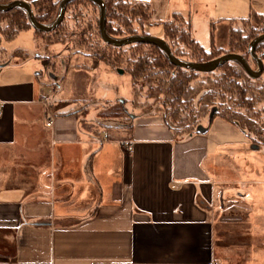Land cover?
Instances as JSON below:
<instances>
[{
    "label": "crops",
    "instance_id": "1",
    "mask_svg": "<svg viewBox=\"0 0 264 264\" xmlns=\"http://www.w3.org/2000/svg\"><path fill=\"white\" fill-rule=\"evenodd\" d=\"M138 1L151 25L183 15L206 48L227 45L236 18L264 14V0ZM10 42L0 264H264V144L217 115L180 134L158 114L128 111L101 78L112 66L66 43L48 51L32 27Z\"/></svg>",
    "mask_w": 264,
    "mask_h": 264
},
{
    "label": "trees",
    "instance_id": "2",
    "mask_svg": "<svg viewBox=\"0 0 264 264\" xmlns=\"http://www.w3.org/2000/svg\"><path fill=\"white\" fill-rule=\"evenodd\" d=\"M10 1L12 0H0V3ZM102 1L106 14L105 28L109 36L123 38L132 34H149L144 28L145 21L152 24L148 21V3L138 0ZM59 2L60 0H32L30 4L35 18L44 23L54 19ZM81 2L92 4L93 8L98 7L94 0H69L62 21L50 30L33 28L29 15L22 6L0 10V16L6 19L4 25L0 24V34L6 40H11L21 30L32 27L42 38H46L45 44L64 42L65 38L73 42L75 48L72 52H82L92 58L101 59L112 67L127 70L131 76V91L134 93L137 94L138 90L141 92L142 86L162 93L164 119L173 129L170 119L175 117L180 108L191 107L193 117L187 123L193 126L197 113L204 114L210 106H215L213 116L216 114L235 123L253 142L264 144V107L255 108V102L264 101V81L261 77L264 74V64L262 72L257 76L249 75L236 60H227L209 70H199L174 64L165 51L153 42L136 41L117 45L104 41L99 33L98 16L94 19L87 17L82 26L78 22L71 29L64 27L68 7L72 3L77 5L82 4ZM236 20L239 24L230 27L227 47L212 43L209 49L204 48L192 36L189 20L178 12L157 24L162 26L161 37L178 58L202 62L225 52H235L245 57L249 63L254 58L248 45L252 39L264 32V14L251 10L245 17ZM255 52L264 63V39L255 44ZM199 73L205 76H200ZM144 96L155 101L152 94ZM115 109L113 112L116 115L124 111H120L121 107Z\"/></svg>",
    "mask_w": 264,
    "mask_h": 264
},
{
    "label": "rangeland",
    "instance_id": "3",
    "mask_svg": "<svg viewBox=\"0 0 264 264\" xmlns=\"http://www.w3.org/2000/svg\"><path fill=\"white\" fill-rule=\"evenodd\" d=\"M95 2H96V6H98L95 8H93L92 4H90L88 2L87 3L81 2L82 4H77V5H75V3H72L66 11V20L64 21V27L68 26V28L71 29L72 26L74 27V24H76L78 22L80 24L79 26H82L83 20L86 19L87 17L88 18L91 17L92 19H94L95 16H98V19H99L100 3L97 1H95ZM58 7H59V5H58ZM33 9H34V7H33ZM58 9H57V12H55V17L57 16ZM5 22H6V19L4 18V16H0V24L4 25ZM44 23H50V22H44ZM144 23L143 24H144V28H145L146 32H148L151 35H156V36L161 35L162 36L163 30H162L161 24L151 25V24H147L148 23L147 21H145ZM135 24L139 28L137 23H135ZM25 34H26L25 32L20 33L16 42L18 40H20L21 38H25ZM61 35H63V34H61ZM42 39H44V42H46L45 41L46 38H42ZM6 41H10V40H6L4 35L0 34V61H3L5 59H7L8 57L11 58L10 54H9V48H10L9 46L13 47L15 42L14 43L10 42V43H8L9 45L8 44L6 45ZM63 41L64 42H61V43H66L67 45L70 46V49L75 48L72 41L69 42L65 38ZM66 41H68V42H66ZM58 42L59 41L55 42V43H57L56 47L60 48V51L66 53L67 52L66 48H65L66 46L61 44V43H58ZM227 42H228V40H227ZM50 44L51 43L45 45V47H47V50L49 49L48 47H50ZM5 46H7L6 47L7 49L5 48ZM72 46H73V48H72ZM225 47H227V45H225L224 48ZM204 48H206V47H204ZM209 48H210V46L207 47L206 49H209ZM16 55H17V57L19 56L20 59H25L26 57H28L27 52H24V51L19 50V49L16 51ZM84 55H86V54H84ZM67 57L65 56L64 58L67 59ZM88 57H90V56H88ZM91 58L92 57H90L89 59H91ZM14 59H16V58H14ZM92 59L94 61L99 60V61H101V63H105L101 59H96V58H92ZM72 64H74V61ZM107 65H109V64H107ZM249 65L254 69H258V65H257V62L255 61V59L249 60ZM108 71L111 74L109 73V76L106 77V76H103L104 73H101V78L103 79V81L109 80L110 81L109 85H113L114 89L116 90V98L112 97L111 100H113V101H116V99H124L125 101L128 100V102H129V106H128L129 110L128 111L132 110L131 112H133V113L158 114L164 118L163 112H164L165 105L162 101V98H163L162 93L159 94V93H157V91L150 90V89H148V86H142L141 92H140V90H138L137 94H136L133 91H131V76L127 70H123L120 67L119 68L111 67V68H108ZM199 74H200V76H203V77L205 76V74H202V73H199ZM96 75L98 76V72H96ZM261 77H262V80L264 81V74ZM103 85H106V84L104 83ZM150 91H152V93H149ZM148 94H152V96H153L152 98H154L155 101H152L153 99H151V98L148 99L144 96V95H148ZM102 100L103 101L98 102L99 104L94 106L90 112L93 113L96 110H98L99 108L101 110H103L101 104H105L106 98H104ZM151 101L153 103H151ZM119 106H120V104H119ZM112 107L113 106H110L109 108H112ZM153 107L155 110L153 109ZM260 107H264V101L255 102V108H260ZM215 109H216L215 106H210L209 110L206 113H204V114L197 113L196 119H194V121H193L194 122L193 126L188 125L189 123H187L188 121L191 120V117H193V114L191 115L192 109L190 106H186L185 108H180L177 111L175 117L171 118L170 120H171V123L173 124V127L176 130V132H178L180 134H182V133L187 134V133L193 131L195 129V127L197 126V124H199V122H202L203 124H208L210 119H211L210 114H212V117L216 116V114H215V116H213V111ZM198 114H200V115H198ZM217 116H219V115H217ZM219 117L222 118L221 116H219Z\"/></svg>",
    "mask_w": 264,
    "mask_h": 264
},
{
    "label": "water",
    "instance_id": "4",
    "mask_svg": "<svg viewBox=\"0 0 264 264\" xmlns=\"http://www.w3.org/2000/svg\"><path fill=\"white\" fill-rule=\"evenodd\" d=\"M94 1H97L100 3L99 33L102 39L106 42H111L117 45H122V44L136 42V41L153 42V43L158 44L165 51V53L167 54L171 62H173L174 64L184 65L186 67L199 69V70L212 69L215 66H218L224 63L227 60H236L240 62L242 66L245 68L246 72L251 76H257L263 70V64H264L263 59L256 54L255 44L258 41L264 39V32L259 34L254 39H252L248 45L249 52L252 55V57L255 59V61L257 62L258 69L252 68L247 62L245 57L235 52H225L207 61L190 62L182 58L176 57L172 53L166 40L161 36H156V35H151V34H132V35H128L123 38H114V37L109 36L105 28L106 14H105L104 3L102 0H94ZM68 2L69 0H60L57 16L50 23L39 22L34 16L33 10L31 8V4L26 0H12L10 2L0 3V10L9 9L16 5L22 6L27 11L33 28L38 29V30H50L56 27L62 21L65 10H66V5ZM210 118H212V114H210Z\"/></svg>",
    "mask_w": 264,
    "mask_h": 264
},
{
    "label": "built area",
    "instance_id": "5",
    "mask_svg": "<svg viewBox=\"0 0 264 264\" xmlns=\"http://www.w3.org/2000/svg\"><path fill=\"white\" fill-rule=\"evenodd\" d=\"M46 107H47L46 110H47V114H48V119L47 120H48L49 123H52V121H53L52 114L48 110V106H46ZM1 112H2V107H1V100H0V116H1ZM106 137H107V135L104 134L103 137L99 141H103L104 139H106Z\"/></svg>",
    "mask_w": 264,
    "mask_h": 264
},
{
    "label": "flooded vegetation",
    "instance_id": "6",
    "mask_svg": "<svg viewBox=\"0 0 264 264\" xmlns=\"http://www.w3.org/2000/svg\"><path fill=\"white\" fill-rule=\"evenodd\" d=\"M119 102H120V100H119ZM115 110H116V109H115ZM120 111H123V110H122V109H120ZM112 112H113V111H112ZM122 113H123V112H121L120 114H118V116L122 115Z\"/></svg>",
    "mask_w": 264,
    "mask_h": 264
}]
</instances>
